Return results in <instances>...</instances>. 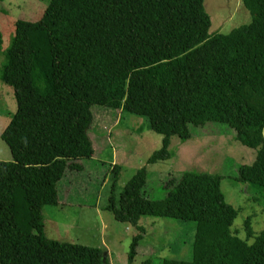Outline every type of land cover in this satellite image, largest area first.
I'll list each match as a JSON object with an SVG mask.
<instances>
[{
  "label": "trees",
  "instance_id": "obj_1",
  "mask_svg": "<svg viewBox=\"0 0 264 264\" xmlns=\"http://www.w3.org/2000/svg\"><path fill=\"white\" fill-rule=\"evenodd\" d=\"M242 2L248 23L213 36L181 62L173 54L210 27L203 0H49L38 20L14 21L0 73L16 105L0 133L10 154L0 162V264H107L99 247L48 238L42 214L57 204L65 172L93 153L87 137L93 105L147 118L162 135L147 163L168 158L170 136L189 137L188 123L228 124L242 145L257 149L236 179L264 192V0ZM161 58L136 69L143 59ZM111 173L115 187L120 166ZM146 177L143 165L104 206L137 228L128 261L145 233L139 218L154 216L196 223L192 259L159 264H264V227L251 243L231 232L236 210L224 199L219 175L183 172L155 200L143 192Z\"/></svg>",
  "mask_w": 264,
  "mask_h": 264
},
{
  "label": "rangeland",
  "instance_id": "obj_2",
  "mask_svg": "<svg viewBox=\"0 0 264 264\" xmlns=\"http://www.w3.org/2000/svg\"><path fill=\"white\" fill-rule=\"evenodd\" d=\"M49 0H0V73L5 61V49L10 45L14 33L16 19L38 20ZM203 6L210 18V27L207 34L199 42L187 49H179L172 56V60L181 62L192 58L199 51L195 49L209 42L215 35H223L231 29L250 21L249 10L242 0H203ZM195 49V50H194ZM187 56H183L186 53ZM161 52L154 54L158 55ZM153 55V56H154ZM143 59L136 63V69L144 70L146 67H155L164 61V58L148 62ZM148 62V63H147ZM129 81V80H128ZM15 98L13 89L0 79V133L9 122L15 111ZM121 107L112 105H93L94 119H98L102 111H123ZM120 123L117 122L108 130V140L117 154L126 156L127 162L122 166L115 187L112 180L101 189L98 201L101 206L106 205L110 192L118 198L119 192L125 182L141 166H146L147 177L143 192L149 199H162L167 192L166 183L169 180H178L183 172L191 171L209 173L220 176V190L227 203L234 207L236 215L231 223L233 234L248 243L254 240V235L264 227V192L257 186L244 183L236 179L238 167L250 164L256 157L257 149L242 145L236 138L234 130L224 122L208 121L202 125L188 123L190 136L182 138L172 135L169 138L168 151L170 156L154 163H147L148 156L161 146L162 135L148 127L145 116L124 110ZM107 124L108 122L105 121ZM104 127L105 131L107 129ZM106 153V151L104 152ZM99 154V153H97ZM8 148L0 139V158L7 157ZM99 163V173L85 175L83 181L71 180L69 186L72 193L71 200H93L100 181L102 171L106 164ZM84 185H87L84 187ZM89 185V186H88ZM86 190L85 198L77 199L73 192ZM88 192H92L90 197ZM53 206H44V212ZM21 210L18 219L22 217ZM100 221L109 219L120 227V238L115 236V228L110 226L107 243L108 264H159L162 258L190 260L193 257V240L196 223L193 220L175 219L168 217L141 216L137 225L145 229V233L136 246V254L132 261L127 260L130 241L137 233L136 226L117 221L108 210L101 212ZM247 228L253 233L247 236ZM115 237V240H109Z\"/></svg>",
  "mask_w": 264,
  "mask_h": 264
},
{
  "label": "crops",
  "instance_id": "obj_3",
  "mask_svg": "<svg viewBox=\"0 0 264 264\" xmlns=\"http://www.w3.org/2000/svg\"><path fill=\"white\" fill-rule=\"evenodd\" d=\"M121 112L123 111H102L98 119H94L93 116L91 125L87 131L89 146L93 150L91 157L76 160L81 164V167L78 170H67L57 183V204L51 205L53 207L48 208L46 212H44V208L42 209L44 234L48 238L99 247L102 249L106 261L109 257L108 249L111 251L107 243V238L110 235L106 231L110 226H113L115 228V236L120 238V227L112 223L108 218L102 219L104 222L100 221L101 212L107 209L104 208L105 204L103 206L100 205L98 197L101 189H103L109 180H112L111 167L114 164L119 165L121 171V165L127 162L126 156H122V154L119 156L117 154V149L112 147L108 140V135H106L108 130L112 129L117 122L120 123ZM105 121L108 123L106 124ZM106 125L108 128L105 131L104 127ZM105 151L106 153H104ZM9 158L10 154L8 151L7 157L0 158V162L7 161ZM96 160L103 162L106 166L101 172L103 177L94 193L93 200H71L69 195L72 193V189L69 183L71 180L82 182L85 175H89L90 177L92 173L97 175L99 173L98 168L102 165L97 163ZM86 186L84 185V187ZM91 193L88 192L89 197ZM73 194V197L77 195V199H82L86 197L87 191L79 189V191L73 192ZM111 194L113 195L110 192L109 196ZM109 240L114 241L115 237H111Z\"/></svg>",
  "mask_w": 264,
  "mask_h": 264
},
{
  "label": "water",
  "instance_id": "obj_4",
  "mask_svg": "<svg viewBox=\"0 0 264 264\" xmlns=\"http://www.w3.org/2000/svg\"><path fill=\"white\" fill-rule=\"evenodd\" d=\"M262 136L264 138V128L262 129ZM103 255H104V253H103Z\"/></svg>",
  "mask_w": 264,
  "mask_h": 264
}]
</instances>
